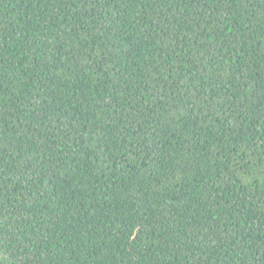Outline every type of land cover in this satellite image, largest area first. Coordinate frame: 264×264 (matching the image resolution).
I'll list each match as a JSON object with an SVG mask.
<instances>
[{
  "label": "trees",
  "instance_id": "1",
  "mask_svg": "<svg viewBox=\"0 0 264 264\" xmlns=\"http://www.w3.org/2000/svg\"><path fill=\"white\" fill-rule=\"evenodd\" d=\"M0 264H264V0H0Z\"/></svg>",
  "mask_w": 264,
  "mask_h": 264
}]
</instances>
